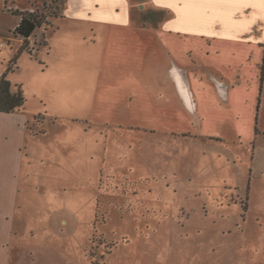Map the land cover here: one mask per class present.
Listing matches in <instances>:
<instances>
[{
	"label": "rangeland",
	"instance_id": "obj_1",
	"mask_svg": "<svg viewBox=\"0 0 264 264\" xmlns=\"http://www.w3.org/2000/svg\"><path fill=\"white\" fill-rule=\"evenodd\" d=\"M97 1L0 0V77L25 99L0 121V264H264V109L199 126L151 102L160 56L110 54L122 2ZM27 10L48 24L24 43Z\"/></svg>",
	"mask_w": 264,
	"mask_h": 264
},
{
	"label": "crops",
	"instance_id": "obj_2",
	"mask_svg": "<svg viewBox=\"0 0 264 264\" xmlns=\"http://www.w3.org/2000/svg\"><path fill=\"white\" fill-rule=\"evenodd\" d=\"M119 1L118 16L98 28L105 26L108 32L110 54L119 52L132 61L143 56L140 50L145 58L160 56V65H153L156 72L151 75V83L156 86L153 91L157 92L149 96L151 102L163 101L176 117L180 113L199 126L217 121L229 124L225 119L231 117H221V110H243L257 104L258 112L263 111L264 0H146L147 7L143 0ZM142 1L143 8L138 9ZM61 4L89 15H95L101 7L97 0H62ZM160 16L167 18L161 20ZM142 34L146 38H141ZM139 74L138 69L133 70L134 76ZM10 90L16 92L12 85ZM144 99L149 100L148 96ZM210 110H216L215 114ZM21 112L23 108L0 113V121L9 118L12 122L11 115ZM15 121L18 125L24 122ZM16 131L22 133L23 129Z\"/></svg>",
	"mask_w": 264,
	"mask_h": 264
},
{
	"label": "trees",
	"instance_id": "obj_3",
	"mask_svg": "<svg viewBox=\"0 0 264 264\" xmlns=\"http://www.w3.org/2000/svg\"><path fill=\"white\" fill-rule=\"evenodd\" d=\"M58 2L59 0H54L52 3ZM14 15L19 17V22L13 31V36L24 43L34 35L36 29L48 24L47 18L38 16L36 12H15ZM10 89V82L4 74L0 77V113H13L21 110L24 106L25 99L21 89L17 88L14 93Z\"/></svg>",
	"mask_w": 264,
	"mask_h": 264
}]
</instances>
